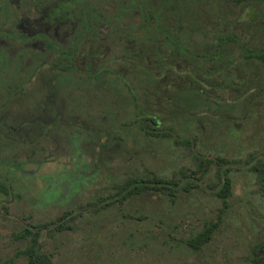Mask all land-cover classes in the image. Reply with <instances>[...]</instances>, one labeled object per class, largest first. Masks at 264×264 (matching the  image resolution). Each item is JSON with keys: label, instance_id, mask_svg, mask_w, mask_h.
<instances>
[{"label": "rangeland", "instance_id": "obj_1", "mask_svg": "<svg viewBox=\"0 0 264 264\" xmlns=\"http://www.w3.org/2000/svg\"><path fill=\"white\" fill-rule=\"evenodd\" d=\"M56 1L0 0V264H28L19 254L25 229L38 230L52 264H264V74L242 58L244 46H264V0H200L185 15L170 13L204 16V26L181 27L195 54L211 53L213 37L234 35L223 60H174L176 73L148 82L108 59L138 84L146 113L161 118L143 125L132 123L126 89L107 76L97 84L37 66L51 50L32 35L68 41ZM101 99L113 119L102 118ZM121 122L130 125L120 130ZM105 128L120 140L101 147L96 136ZM151 173L176 181L171 196H111ZM224 173L231 193L222 208ZM213 224L205 244L188 245Z\"/></svg>", "mask_w": 264, "mask_h": 264}, {"label": "trees", "instance_id": "obj_2", "mask_svg": "<svg viewBox=\"0 0 264 264\" xmlns=\"http://www.w3.org/2000/svg\"><path fill=\"white\" fill-rule=\"evenodd\" d=\"M199 1L58 0L56 1L57 6L61 10L58 23L68 24L69 29L66 32L69 35L68 41L66 42L64 37H59L57 42H53L48 31L32 35V39H36L35 37L41 34L47 40V46L51 50L50 61H43L37 66L45 65L52 69L56 68V72L59 74L68 75L74 79H85L88 82L93 81L97 84L107 76L111 81L121 84L126 89L135 116L132 123L139 120L142 125L157 124L161 118L146 113L144 106L140 104L137 96L138 84L124 74L116 73L107 63L108 59L126 62L148 82L152 79H163L171 71L176 73L175 63H172L174 60H201L204 63L223 60L225 46L229 41L234 40V35L226 34L213 37L212 42L215 48L211 53L207 55L195 54L188 46L189 30H184L181 27L184 25L195 30L196 26H204V16L199 19L192 17L193 19L187 21L181 17L176 20L170 18V13L185 15L182 12L190 10L188 4ZM54 19V16L48 17L50 22H53ZM108 49L109 51L117 50L118 55L115 58H108ZM242 49L243 60L253 59L259 62L264 74V46L258 50L245 48V46ZM3 68L4 61L0 60V76ZM155 71L159 72L158 75ZM189 74L194 82L200 84L201 80L193 77L191 73ZM110 106L101 99L98 111L102 114V118L105 114L108 115L104 116L105 120H108L107 117L113 119ZM129 125L121 122L120 130ZM141 128L146 130L143 126ZM2 129L3 131L7 130L5 127ZM151 131L146 130V133L152 134ZM119 133L117 131V134H111L105 128L102 133H98L96 136V144L108 147V144H114L113 141L120 140ZM103 136L106 137L105 141L101 140ZM175 184L177 183L173 179L162 178L151 173V176H137L125 180L118 185L116 193L111 196L120 202L130 196L147 191H160L171 196ZM262 192L264 194V184ZM230 193L231 179L227 173H224L222 186L217 192V195L223 199L222 208L226 206L225 198ZM215 227L216 224L205 227L189 240L188 245L199 249L210 239ZM38 236L37 229H25L22 237L28 240V244L19 254L27 259L28 264H52L51 259L41 251Z\"/></svg>", "mask_w": 264, "mask_h": 264}]
</instances>
